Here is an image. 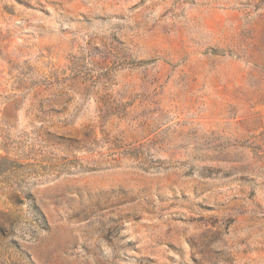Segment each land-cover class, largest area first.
<instances>
[{
    "label": "rangeland",
    "instance_id": "rangeland-1",
    "mask_svg": "<svg viewBox=\"0 0 264 264\" xmlns=\"http://www.w3.org/2000/svg\"><path fill=\"white\" fill-rule=\"evenodd\" d=\"M0 264H264V0H0Z\"/></svg>",
    "mask_w": 264,
    "mask_h": 264
}]
</instances>
